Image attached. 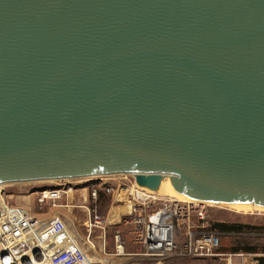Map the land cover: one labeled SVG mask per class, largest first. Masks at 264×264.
Returning <instances> with one entry per match:
<instances>
[{"label": "water", "instance_id": "obj_1", "mask_svg": "<svg viewBox=\"0 0 264 264\" xmlns=\"http://www.w3.org/2000/svg\"><path fill=\"white\" fill-rule=\"evenodd\" d=\"M123 173L264 206V0H0V183Z\"/></svg>", "mask_w": 264, "mask_h": 264}, {"label": "built area", "instance_id": "obj_2", "mask_svg": "<svg viewBox=\"0 0 264 264\" xmlns=\"http://www.w3.org/2000/svg\"><path fill=\"white\" fill-rule=\"evenodd\" d=\"M123 175L131 178L117 184L101 180L90 187L89 194L95 200L97 190L102 189L108 194L115 193V203L126 202L127 210L121 222L127 226L132 241L142 247L139 255L156 263L172 258H218L225 264H246L244 253L218 252L222 233L205 228L206 202L156 194L138 185L132 173ZM69 189L72 187L41 189L36 192V201L39 205L49 203L52 207H60L58 201ZM4 195L0 189V264H90L83 244L94 246L91 233L95 229L104 231L107 223L95 208L87 221L85 242H81L62 214L38 217L23 205L9 204ZM180 226H184L182 241L176 238ZM113 242L115 253L121 254L120 230L114 232ZM251 255L250 264H257L256 255ZM233 257H240V260L234 261Z\"/></svg>", "mask_w": 264, "mask_h": 264}, {"label": "rangeland", "instance_id": "obj_3", "mask_svg": "<svg viewBox=\"0 0 264 264\" xmlns=\"http://www.w3.org/2000/svg\"><path fill=\"white\" fill-rule=\"evenodd\" d=\"M131 176H125L123 174H108L99 177H82V178H73V179H59V180H44V181H26V182H12L5 183L0 185V189L5 194L4 199L9 204H19L25 207L30 206L31 210H29L32 214L40 216L41 213L51 211V213H63V208L61 207H52L49 203H45L43 205H39L36 201V192L41 189H49V188H57L61 186H71L68 192H74L75 200L77 201L80 197V192L83 190H89L92 185H97L99 182L107 181L113 184H117L119 181H126L130 179ZM122 192V191H121ZM120 192V194H121ZM70 194V193H69ZM161 194L174 196V194L169 191H164ZM3 195V194H2ZM66 195V194H65ZM109 204H115L116 195L114 193L108 194ZM30 196V197H29ZM29 197L28 201H25L24 198ZM64 197V196H63ZM176 197V196H174ZM184 199V198H182ZM65 200V199H64ZM63 202L66 203V200ZM20 201V202H19ZM30 201V202H29ZM90 200L88 205H90ZM0 204H2V199L0 198ZM29 204V205H28ZM119 204V203H116ZM122 205L124 203H120ZM208 216L207 222L204 223L205 228L209 230H214L212 228V224L215 222H227L233 224H242L247 226V228L242 229L241 231H232V232H221V241L218 252L221 253H244L246 258V264H250L252 262V255H256L258 259L257 264H260L261 261H264V208L256 207V206H240L231 203H210L208 202ZM126 205V204H125ZM109 206V207H110ZM91 207V206H90ZM67 208V207H65ZM80 208H74L72 210V215L81 216V219H85L83 212ZM109 210V208H108ZM118 209L113 210V214L118 215ZM71 215V214H70ZM72 217V216H71ZM195 222V220H193ZM78 227V226H77ZM106 228V227H105ZM212 228V229H211ZM113 225L106 228V235L103 236V233L96 230L92 237V242L94 244V248L89 249L88 257H93L89 260H93L98 255L99 257H112V258H124V264H146L147 260L144 259H127V256H123V251L121 255H114L113 250L108 248V242H110L112 238V247L115 246L113 242ZM125 230H128L125 229ZM218 231V229H215ZM87 230L83 227H79V238L81 242H85ZM97 236V237H96ZM123 243L126 244L127 238H131L128 231L122 234ZM176 238L178 241H182L184 239V226H180L176 232ZM95 240V241H94ZM249 248V251H245V248ZM226 248V249H225ZM136 257V256H135ZM101 259V260H102ZM104 260V259H103ZM234 261H239L240 257H233ZM264 263V262H263ZM90 264H104V263H90ZM105 264H107L105 262ZM157 264H225L222 259L218 258H206V259H198V258H172L165 260L163 262Z\"/></svg>", "mask_w": 264, "mask_h": 264}, {"label": "crops", "instance_id": "obj_4", "mask_svg": "<svg viewBox=\"0 0 264 264\" xmlns=\"http://www.w3.org/2000/svg\"><path fill=\"white\" fill-rule=\"evenodd\" d=\"M75 195L76 194H74V192L73 193L72 192H68V194L66 193V195L64 194L63 195L64 197L62 196V198L58 201V204L60 205L61 208H63V213H60V214L63 215V217L65 218V220L74 229V231L76 233H78V235H80L79 234V227L80 226H83L86 229V225H87V221H88L89 216H90V212H91L92 209H94V208L96 209V206H95L96 199L93 200V198L89 194V190H83V192H80V197H79V199L77 201L75 200ZM28 198L25 197L24 200L25 201H28ZM64 199L66 200V203L63 202ZM89 200L94 204L91 207H90V205H88ZM126 206L127 205H125V204L122 205V204H116V203L114 204L113 203L109 207V210L107 211L106 215H104V216L101 215L102 217H105V219L107 221L106 228H107V226L110 227V225H113V229H112L113 234H114V232L116 230H120L121 231V236H122V234L124 232L128 231V230H125V229H127V226L124 225L121 222L122 216L126 212V210H119L118 215L113 214V210L114 209H116V208L120 209L121 207H126ZM65 207H67V208H65ZM25 208H27L28 210H31V207L30 206H27ZM74 208H80V209H82L81 211L83 212V215H84L85 219L82 220L81 219V216L72 215V210ZM51 214H52L51 211H47V212L41 213L40 216H38V215L37 216L38 217L45 218V217L50 216ZM106 228H105L104 231L99 230V229H95L91 233V238L93 239L92 234L96 230H98L99 232L101 231L103 233V236H105L106 235ZM111 240H112V238H111ZM111 240H110V242H108V248L110 250H113V252H114L113 254L114 255H117V256L118 255H121V254H116L115 253V247H112V241ZM122 244H123V253L122 254H123V256H127L126 257L127 259H130V258H132V259H138V260L144 259V260H147V262H145L146 264H157L156 262L151 261L148 258H145V257L139 255V253L142 251V247L140 245L134 243L131 238H127L126 244L125 243H122ZM84 247H85V249L87 251V254L89 253V249L90 248H94V246H91V245H84ZM94 257L95 258L93 260H89V263L94 262V263H104L105 264V262H106L107 264H124V261H123L124 258L104 257L103 258L104 260H103L102 257H99L98 255H96ZM88 258L91 259L93 257H91V258L88 257ZM200 260H202V259H200ZM132 264H136V263H132Z\"/></svg>", "mask_w": 264, "mask_h": 264}, {"label": "trees", "instance_id": "obj_5", "mask_svg": "<svg viewBox=\"0 0 264 264\" xmlns=\"http://www.w3.org/2000/svg\"><path fill=\"white\" fill-rule=\"evenodd\" d=\"M109 202L110 200H109L107 193L102 189H98L96 203H95L97 213L102 216L106 215L108 208L110 206ZM93 205L94 204L90 202V206H93ZM211 227L214 228V230L218 229V231H221V232L241 231L242 229L247 228V226L242 225V224L240 225V224H233V223H227V222H215L212 224ZM245 251L248 252L249 248L248 247L245 248ZM263 262L264 261H261L260 264H264Z\"/></svg>", "mask_w": 264, "mask_h": 264}, {"label": "bare ground", "instance_id": "obj_6", "mask_svg": "<svg viewBox=\"0 0 264 264\" xmlns=\"http://www.w3.org/2000/svg\"><path fill=\"white\" fill-rule=\"evenodd\" d=\"M2 184H5V183H0V185H2ZM70 190V189H69ZM69 190H67L66 192H67V194H68V191ZM164 191H169L170 193H172V194H174V196H176V197H174V196H171V197H174V198H177V199H180V200H186V201H199V200H197V199H192V198H189V197H187V196H185V195H183V194H181V193H179V192H177L174 188H172V186L170 185V182H169V177H165V178H163L162 180H161V182H160V185H159V187H158V189L157 190H155V193L156 194H160V195H164V194H161L162 192H164ZM164 196H166V195H164ZM170 196V195H169ZM182 198H184V199H182ZM201 202H206V203H208V202H210V203H215V202H211V201H202V200H200ZM199 201V202H200ZM125 204H126V202H125ZM231 204H236V205H240V206H256V207H262V208H264V206H261V205H257V204H254V203H231ZM0 205H2V204H0ZM118 209V208H117ZM119 210H127V206L126 207H121L120 209H118V211ZM90 245V244H89ZM83 247H84V245H83ZM84 250H85V252H86V258H87V261H89V258H88V254H87V251H86V249H85V247L83 248Z\"/></svg>", "mask_w": 264, "mask_h": 264}]
</instances>
